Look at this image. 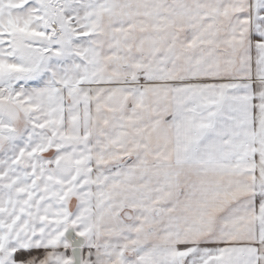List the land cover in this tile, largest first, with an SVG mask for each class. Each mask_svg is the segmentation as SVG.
Here are the masks:
<instances>
[{
	"label": "snow or ice",
	"instance_id": "6c2138e0",
	"mask_svg": "<svg viewBox=\"0 0 264 264\" xmlns=\"http://www.w3.org/2000/svg\"><path fill=\"white\" fill-rule=\"evenodd\" d=\"M0 264H264V0H0Z\"/></svg>",
	"mask_w": 264,
	"mask_h": 264
}]
</instances>
